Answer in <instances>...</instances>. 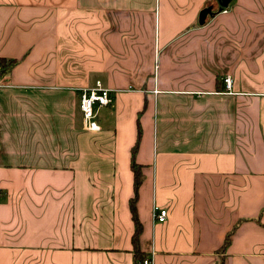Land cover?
<instances>
[{
	"label": "crops",
	"instance_id": "0c3cea01",
	"mask_svg": "<svg viewBox=\"0 0 264 264\" xmlns=\"http://www.w3.org/2000/svg\"><path fill=\"white\" fill-rule=\"evenodd\" d=\"M224 9L0 0V264H144L137 142L145 260L264 264V0ZM97 81L113 103L95 133Z\"/></svg>",
	"mask_w": 264,
	"mask_h": 264
},
{
	"label": "built area",
	"instance_id": "2783aa9c",
	"mask_svg": "<svg viewBox=\"0 0 264 264\" xmlns=\"http://www.w3.org/2000/svg\"><path fill=\"white\" fill-rule=\"evenodd\" d=\"M224 9L223 12H227ZM3 73V67L0 64V77ZM234 80L232 77H226L224 79L225 90L227 93L232 94ZM1 87V85H0ZM81 111L83 113L84 126L87 131L100 132L101 126L98 123L99 109L108 107L113 103V91L104 87L102 82L97 81L95 86L89 89H83L80 95ZM167 217L166 210L155 209V218L159 222H165ZM144 264H152L151 259H146Z\"/></svg>",
	"mask_w": 264,
	"mask_h": 264
},
{
	"label": "trees",
	"instance_id": "16d2710c",
	"mask_svg": "<svg viewBox=\"0 0 264 264\" xmlns=\"http://www.w3.org/2000/svg\"><path fill=\"white\" fill-rule=\"evenodd\" d=\"M139 139H140V137H139ZM137 150H138V142H137V145L135 146V148L133 149L132 168H133V172L135 174V177H134L135 195H134V198L130 202V207H131V212L133 215V220H134L135 226H136V231H135V234L133 236V242H134V247H135L134 248L135 249V259L144 262L145 257H144V254L140 251V246H139L142 226H141V223L139 222V218H138L137 210H136V203H137V200L139 197V189H140V187L144 181V176L141 172L140 167H138L136 165V162L134 160V155L136 154ZM232 235H233V232H231L230 234L227 235L224 247H227L229 245L231 238H232Z\"/></svg>",
	"mask_w": 264,
	"mask_h": 264
},
{
	"label": "water",
	"instance_id": "95a60500",
	"mask_svg": "<svg viewBox=\"0 0 264 264\" xmlns=\"http://www.w3.org/2000/svg\"><path fill=\"white\" fill-rule=\"evenodd\" d=\"M230 1L231 0H219V3L221 5V10H223L224 8H227ZM208 15H211L210 10H206V11L201 13V16H200V23L201 24H203L205 22V19L207 18Z\"/></svg>",
	"mask_w": 264,
	"mask_h": 264
}]
</instances>
